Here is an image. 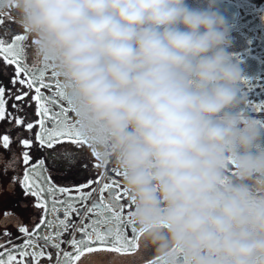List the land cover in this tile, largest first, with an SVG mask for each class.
I'll return each instance as SVG.
<instances>
[{
  "label": "clouds",
  "instance_id": "9594fccd",
  "mask_svg": "<svg viewBox=\"0 0 264 264\" xmlns=\"http://www.w3.org/2000/svg\"><path fill=\"white\" fill-rule=\"evenodd\" d=\"M224 2L0 0L158 264H264V116Z\"/></svg>",
  "mask_w": 264,
  "mask_h": 264
},
{
  "label": "snow or ice",
  "instance_id": "6c2138e0",
  "mask_svg": "<svg viewBox=\"0 0 264 264\" xmlns=\"http://www.w3.org/2000/svg\"><path fill=\"white\" fill-rule=\"evenodd\" d=\"M13 24L10 15L0 14V65L5 69L11 67L10 74L5 73L7 84L11 86L8 98L24 101V104L13 102L12 111L6 112L5 86L0 84V121L5 122L4 130L0 132V148L10 150L13 138L20 145L25 166L20 187L23 195L36 198L34 206L44 211L31 230L26 226L16 228L15 232L9 231L7 227L0 230V235L5 238L0 242V264H40L42 258H46L48 264H156L154 257L145 259L143 254L136 255L141 252L142 242L135 227L132 225L134 235L131 239L122 228L126 221L125 204L121 201L123 197H128L130 208L131 199L126 190L123 194L118 190L115 181L103 183L98 193L96 188L84 193L83 188H89L93 183L100 184L106 178L104 173L97 175L93 172L74 185L75 191L80 193L78 197L71 196L72 189L58 186L62 178L54 174L59 168H71L72 176L76 177L80 175L81 166L99 169L102 165L92 152L91 145L81 136L77 121L75 124L67 122V111H73L70 99L63 91L50 93L47 97L42 93V89H50L52 85L45 82V73L36 77L29 72L23 62L24 49L18 48L19 42L26 40V37L13 35ZM6 36H12L11 42L5 41ZM52 75L56 76L54 73ZM245 81L252 83L247 77ZM255 81L249 91L255 88L264 90V77H257ZM17 84L22 86L18 94L12 91ZM60 87L57 84V88ZM33 89L34 94H31ZM57 96L67 101L70 108L65 109L56 99ZM33 100L37 106L35 109L29 103ZM50 105H55L58 110ZM253 108L258 113H264V101L254 103ZM34 115L39 117L36 123L30 122ZM36 124L39 125L38 131L35 130ZM25 133L30 135L26 136ZM88 156L96 163L86 165L84 162ZM54 160L59 161V164H55ZM12 167L13 164L8 163L5 173ZM16 182L13 177L12 182L7 184L8 192H15ZM93 193L98 194V199L89 206L87 200ZM46 194L48 199H45ZM77 204L85 210L82 212ZM74 214L81 217L79 223L73 220ZM128 216L127 223L132 224L130 212ZM0 218H5L4 224L19 220L10 211L6 199L0 200ZM85 219H89L88 224H84ZM42 226L45 229L43 233L40 232ZM17 240L20 242L16 243ZM66 247L71 250L65 251ZM150 252L145 248L143 250V253ZM124 256L131 259L124 260L121 258Z\"/></svg>",
  "mask_w": 264,
  "mask_h": 264
},
{
  "label": "flooded vegetation",
  "instance_id": "af4514ba",
  "mask_svg": "<svg viewBox=\"0 0 264 264\" xmlns=\"http://www.w3.org/2000/svg\"><path fill=\"white\" fill-rule=\"evenodd\" d=\"M224 7L226 8V14L228 15L232 27H233V36L235 38L234 47L232 51L235 53L236 57L241 63L242 68L244 69L245 75L249 80H251V84L247 83L245 80L242 82V90L247 96L248 101L252 103H248L247 110L249 112L254 113L257 116H264V113H258L254 110L253 104L259 103L260 101H264V90L260 88H255L254 91H249V88L256 83L255 79L257 77H264V0H225ZM11 28L14 30L13 35L21 34L25 35L21 30L17 29L16 26L13 24ZM12 36H6L5 41L11 42ZM30 41L24 40L19 42L18 48L24 49V63L27 65L30 64V61L26 59L25 53L28 49V44ZM29 68V67H28ZM11 72V67L5 69L2 65H0V84L5 86V99L7 100L6 104V112L12 111L11 105L15 102L17 105L24 104V101H13L12 99L8 98L9 88L10 85L7 84V77L5 73ZM29 72L36 77H39L40 73L34 72L29 70ZM45 82L50 83L52 87L50 89H42V93L45 97H47L50 93H56L57 91H63L60 79L57 76L52 75V70H46L45 72ZM57 84L61 87L57 88ZM23 87H26L23 86ZM22 90V86L17 84L14 88H12L13 92L17 94ZM31 94H34V89L31 90ZM59 100L60 104L63 105L65 109H69L70 106L67 104V101L60 99V97H56ZM27 100V97H25ZM30 106L35 109L36 102L30 101ZM54 110H58L55 105H50ZM16 115V113H13ZM67 122L69 124L76 123V117L73 111H67ZM39 119L38 116H33V119L30 122L36 123ZM5 122L0 121V132L4 130ZM11 128V126H8ZM39 125L36 124V131H38ZM26 136L30 134L25 133ZM56 147H60L57 145ZM55 164H59V161H53ZM8 163H12L13 167L5 173V168ZM86 165H91L96 163L91 156H88L84 162ZM24 165L22 163V150L20 145L16 142L15 138H13V145L11 146L10 150H4L0 148V200H7L10 205V211L14 216L19 217L18 221H12V223L4 224L3 220L5 218H0V230L4 227H7L9 231L15 232V229L20 226L29 227L31 230L35 223H37L43 214V209L35 207L36 198L34 197H25L23 195V189L20 187V181L23 179L24 173ZM96 173L97 175L104 173L103 168L93 169V168H86L81 166L80 175L73 177L72 176V169L68 167L59 168L58 172L54 175L60 176L62 179L58 186L68 187L72 189L71 196L78 197L80 193L76 192L74 189V185L78 180H83L85 176H91L92 173ZM118 170H115L111 166L109 167L108 175L105 176L106 178L101 180L100 184L93 183L89 188H83L82 192L88 193L91 191L92 188L97 189V193L99 188L102 187L103 183H108L110 181H115L118 185V190L123 194L124 187L121 180V174ZM13 177L16 178L15 184V192H8L7 191V184L12 182ZM55 183V181H53ZM93 193L91 198L87 200V204L91 206V204L98 199V194ZM107 197V193H105ZM63 199L64 197H59ZM45 199H48L47 194L45 195ZM122 203L125 204V211H124V219L125 224L122 225L124 232L127 234L128 238L134 235L132 233V224L127 223L129 219L128 213L131 211V207H128V197L122 198ZM50 207V205H49ZM77 207L83 212L85 209L81 207L80 204H77ZM62 218V217H61ZM89 218H91V214H89ZM81 217L73 215V220L79 223ZM89 219L84 220V224H88ZM45 229L43 226L40 228V232L43 233ZM67 236V233L65 234ZM79 238V234L77 235ZM4 237L0 235V242L4 241ZM19 243L20 241H15ZM64 247V245H62ZM2 250V249H0ZM70 248H65V251H70ZM150 255L152 253L150 252ZM153 257V255H152ZM151 257V258H152ZM19 259V257H18ZM30 259V258H29ZM40 264H48L46 258H42ZM158 264V261H156Z\"/></svg>",
  "mask_w": 264,
  "mask_h": 264
},
{
  "label": "water",
  "instance_id": "95a60500",
  "mask_svg": "<svg viewBox=\"0 0 264 264\" xmlns=\"http://www.w3.org/2000/svg\"><path fill=\"white\" fill-rule=\"evenodd\" d=\"M143 250H144V247L142 245L141 252L140 253H136V255L139 256V255L143 254L145 259H150L152 257V255H150V253H143ZM108 255H115V254L109 253ZM121 258L124 259V260L131 259V257H128V256H124V257H121Z\"/></svg>",
  "mask_w": 264,
  "mask_h": 264
}]
</instances>
